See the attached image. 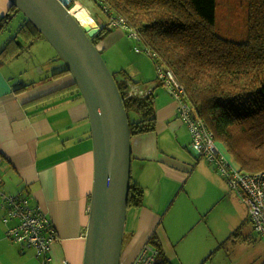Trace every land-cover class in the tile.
Segmentation results:
<instances>
[{
  "label": "crops",
  "instance_id": "obj_1",
  "mask_svg": "<svg viewBox=\"0 0 264 264\" xmlns=\"http://www.w3.org/2000/svg\"><path fill=\"white\" fill-rule=\"evenodd\" d=\"M10 6L9 0H0L2 22ZM95 23L94 33L100 29L96 19ZM26 30L0 41L1 190L28 197L30 206L41 208L50 220L56 235L52 264H85L95 176L89 110L70 72L55 76L60 71L44 69L47 53L41 54L39 63L24 58L23 48L15 44L20 36L34 37L45 43L48 54H54L42 34ZM122 38L115 29L98 45L114 71L126 67L120 53L115 62L111 54ZM38 67L43 72L28 83V68ZM125 69L141 73L144 80L154 77L139 66ZM137 82V93L156 95L157 129L132 137V183L142 188L143 198L142 206L127 211L124 237L128 235L129 242L122 248L120 264L144 261L152 234L172 264H189L193 258L207 264L217 250V217L222 219L227 240L249 244L259 239L253 226H243L237 209L240 191L229 190L215 167L196 152L191 131L180 117L179 101L157 79L156 72L148 87ZM217 146L239 167L222 143ZM207 190L208 198L202 199L200 194ZM221 200L230 201V210L218 215L216 206ZM7 214L8 206L0 197V264H43L33 249L7 236L16 224L5 221Z\"/></svg>",
  "mask_w": 264,
  "mask_h": 264
},
{
  "label": "trees",
  "instance_id": "obj_2",
  "mask_svg": "<svg viewBox=\"0 0 264 264\" xmlns=\"http://www.w3.org/2000/svg\"><path fill=\"white\" fill-rule=\"evenodd\" d=\"M76 1L72 0L68 8ZM92 1L107 19L105 23L94 13L101 25L89 34L95 46L111 33L110 18H124L127 26L122 29L146 43L143 48L136 47V52L155 60L156 74L157 68L174 72L184 89L183 101L214 133L215 140L226 147L239 169L248 173L264 171V0H244L247 35L240 42L216 31L219 0ZM226 7L228 14H235L232 1ZM15 11L19 10L12 4L6 19ZM6 19L0 22V33L6 29ZM26 22L18 33L25 27L41 34L28 18ZM113 76L124 98L131 136L154 132L156 95L132 94L131 89L139 82L122 73ZM142 198V188L131 182L128 209L142 206ZM147 246L154 255L152 264H172L156 234L150 236Z\"/></svg>",
  "mask_w": 264,
  "mask_h": 264
},
{
  "label": "water",
  "instance_id": "obj_3",
  "mask_svg": "<svg viewBox=\"0 0 264 264\" xmlns=\"http://www.w3.org/2000/svg\"><path fill=\"white\" fill-rule=\"evenodd\" d=\"M9 1L58 52L89 110L95 176L85 264H120L132 182V136L124 98L99 47L65 4Z\"/></svg>",
  "mask_w": 264,
  "mask_h": 264
},
{
  "label": "rangeland",
  "instance_id": "obj_4",
  "mask_svg": "<svg viewBox=\"0 0 264 264\" xmlns=\"http://www.w3.org/2000/svg\"><path fill=\"white\" fill-rule=\"evenodd\" d=\"M77 1H80L89 10V12L92 13L94 18H95L94 13H97L98 16L103 20V22L106 23L107 19L105 15L103 14L102 11H100L96 7L95 3L92 0H77ZM219 1L221 5H219L217 8L216 31H218L219 34L222 35V37H225L226 39H230L233 41H239V42L244 41L247 35L246 18H245V13L243 12V9H242V4L245 3L244 0H219ZM231 1L232 3H234V9H235L234 13L235 14L227 13L228 9L226 5L231 3ZM26 20H27V16L22 11L20 10L15 11L13 18L6 20L7 29L3 33L0 34V41L1 40L9 41V39L13 38L16 35V33H18V29L20 28V26H22L23 24L25 25V23H27ZM99 26L101 28V25ZM24 30H25V27L23 31ZM114 30L115 29H112V31ZM23 31L21 29V32ZM87 31L89 32L92 30L90 28ZM116 31L120 32L123 38L120 39L119 40L120 42L118 43V45L113 48V50L116 52L115 53L111 52V54L115 58L113 62H115L117 59L116 53H120L122 63L126 65V67H122V69L118 71H114L113 68L115 67L112 64H110V61L107 62L105 60L107 63V66L109 67L110 71L115 75V77H117L120 73H122V74L132 77V79L135 82L140 81L141 85L143 84V85H146V87H148L149 85L147 84V82H149L152 79H155L156 62L152 57H150L146 53L136 52V47L143 48L144 45H146L145 41L143 40L140 41L139 39L132 37L131 32L129 30L117 28ZM21 32H19V34ZM26 33H29V30H26ZM90 33L91 32H89V34ZM35 34L37 36L41 35L38 33H35ZM44 39L46 40L44 41L46 42V44H48L49 46H52L51 43L46 38ZM15 42H16L15 43L16 47L23 48L21 50L22 51L21 54H23L24 58H28V59L32 58L33 61L35 60L37 63L41 61V54L43 53V57H44L46 55L45 53H47V56L44 57V62H45L44 69L48 71H53V73H54V70L57 72V71L66 69V64L64 63L63 59L59 56L58 52L55 50L53 46L51 48H53L54 54L51 55V54H48L46 47L44 45L45 43L43 44L41 42L34 41V37L30 36L26 38L25 36L24 37L20 36ZM122 55H125L124 60L122 58ZM102 56L105 59L106 55L104 56V54L102 53ZM138 66L141 68H144V70H146L147 72H152L154 77L148 80H144L141 73L135 74L133 70L130 71L128 69H125V68H136ZM47 67H50V68H47ZM60 67H63V68H60ZM42 72H43V69L40 67L28 68V73L26 74L25 79L28 81V83H32L34 78L38 75V73H42ZM139 78H141V80H137ZM222 154L224 157L227 158V155L225 153L222 152ZM204 161H206V159H204ZM219 175L222 177L221 174ZM227 186L229 190L234 191L229 187L228 183H227ZM9 196H17V195H9ZM208 196H209V190L203 191L200 194V197L202 199H206L208 198ZM239 200H241L240 201L241 204L237 205V209L241 217H243V221H244L243 226L244 225L253 226L248 207L242 201V198H239ZM216 210H217L218 215H220L222 212L229 211L230 201L221 200V202L217 204ZM14 221L16 222V224L18 223L16 220ZM222 226H223L222 219L217 217V250L213 254L212 260H209L207 264H264V238L263 237L261 238L259 237V239L249 244L242 243L238 239L227 240L228 234H225V230L222 229ZM128 242H129V236L125 235L124 241H123L124 243L123 248L126 246ZM147 252L148 254L145 256V258L148 257L149 255H152V251L149 250L148 246H147ZM140 255H142V252ZM195 261L197 260L193 258L192 262H190L189 264H201ZM143 263H144L143 260L138 261L137 259L135 264H143Z\"/></svg>",
  "mask_w": 264,
  "mask_h": 264
},
{
  "label": "built area",
  "instance_id": "obj_5",
  "mask_svg": "<svg viewBox=\"0 0 264 264\" xmlns=\"http://www.w3.org/2000/svg\"><path fill=\"white\" fill-rule=\"evenodd\" d=\"M69 7L72 0H60ZM76 4V3H75ZM70 10H73L71 8ZM127 26L124 18L109 19L111 29ZM131 36L138 38L135 33ZM137 51H141L137 49ZM157 78L165 85L169 92L179 101V113L188 125L192 135V145L200 157L209 161L219 174L227 181L232 190H239L242 201L249 209L254 234L264 238V171L248 173L233 165L224 157L217 146L214 133L203 120L194 116L192 108L183 101L184 89L172 70L157 68ZM131 93H137L134 88ZM0 197L8 206L5 221L16 220L18 223L11 227L7 236L15 243L36 251V256L43 264H52L51 248L56 241L55 231L50 220L41 208H32L28 197L9 196L1 190ZM154 255L144 259L143 264H152Z\"/></svg>",
  "mask_w": 264,
  "mask_h": 264
},
{
  "label": "bare ground",
  "instance_id": "obj_6",
  "mask_svg": "<svg viewBox=\"0 0 264 264\" xmlns=\"http://www.w3.org/2000/svg\"><path fill=\"white\" fill-rule=\"evenodd\" d=\"M72 12L81 22V24L89 30L91 28L92 31L90 34H94L93 27L96 25L94 17L91 15L89 10L80 2L77 3L72 7Z\"/></svg>",
  "mask_w": 264,
  "mask_h": 264
},
{
  "label": "flooded vegetation",
  "instance_id": "obj_7",
  "mask_svg": "<svg viewBox=\"0 0 264 264\" xmlns=\"http://www.w3.org/2000/svg\"><path fill=\"white\" fill-rule=\"evenodd\" d=\"M12 18V17H11Z\"/></svg>",
  "mask_w": 264,
  "mask_h": 264
}]
</instances>
